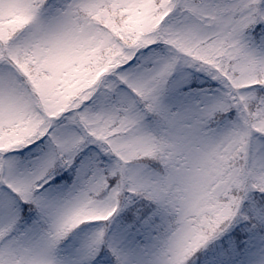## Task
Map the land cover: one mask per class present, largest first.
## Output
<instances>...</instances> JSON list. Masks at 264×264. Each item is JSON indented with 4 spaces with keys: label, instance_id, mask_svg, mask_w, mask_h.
Returning <instances> with one entry per match:
<instances>
[{
    "label": "snow or ice",
    "instance_id": "6c2138e0",
    "mask_svg": "<svg viewBox=\"0 0 264 264\" xmlns=\"http://www.w3.org/2000/svg\"><path fill=\"white\" fill-rule=\"evenodd\" d=\"M0 264H264V0H0Z\"/></svg>",
    "mask_w": 264,
    "mask_h": 264
}]
</instances>
